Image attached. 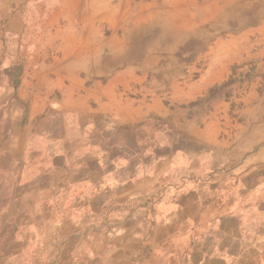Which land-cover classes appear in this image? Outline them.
Segmentation results:
<instances>
[{
	"label": "crops",
	"instance_id": "crops-1",
	"mask_svg": "<svg viewBox=\"0 0 264 264\" xmlns=\"http://www.w3.org/2000/svg\"><path fill=\"white\" fill-rule=\"evenodd\" d=\"M217 21L246 30L151 94L159 44ZM240 43L264 59V0H0V158L25 188L13 202L56 204L16 223L12 264H50L53 238L52 264H264L262 89L204 108L233 85Z\"/></svg>",
	"mask_w": 264,
	"mask_h": 264
},
{
	"label": "rangeland",
	"instance_id": "rangeland-1",
	"mask_svg": "<svg viewBox=\"0 0 264 264\" xmlns=\"http://www.w3.org/2000/svg\"><path fill=\"white\" fill-rule=\"evenodd\" d=\"M246 7L245 2L237 6L234 5L235 10H245ZM238 19L239 20L234 23H244L245 21L244 16H240ZM210 23L211 22H207V27L202 28L200 31H198V28L192 31V35L185 42L170 45L167 43L164 45L159 44L156 70H154L152 76L149 77L150 83L148 82L153 90H151V94H165L174 87L177 88L178 85L194 82L199 77V74L202 73V70L206 69L208 66H206V64L210 62L211 53L218 50V41L224 39V35L231 30L234 32H243L246 30L240 27L232 29L224 28L221 27L219 21H217L216 25L215 23L210 25ZM225 46L226 45H220L219 49ZM257 46L259 45L255 46L254 51H249L246 43L234 45L236 49L243 53L238 62L230 66L231 76L229 81H232L233 85H231V87H223V91L221 89L213 91L210 97L207 98L206 103H204V108L210 109V100L217 94L229 97L234 95L235 92L237 98L240 100H242L244 96L248 98V92L245 90L247 87L254 85L259 86V89L262 90L260 91V98H255L253 100L254 102L250 104L249 109L252 108L254 115L264 116V59H258L254 56ZM150 86H148L149 90ZM244 101L247 103L248 99H244ZM244 106V102H239V104L232 107L229 114L233 117L246 116L247 113L242 111ZM239 124H241V119L238 122V125ZM241 128L242 127H239L238 130L241 131ZM4 143L5 140L3 143H0V148H2L1 145ZM5 167L6 159L0 158V264H12L13 262L11 260L16 258L19 250V244L16 240L21 238V236H17L18 225L16 223H26L28 219H26L24 215H31L30 222L36 217L33 215H53L54 210H56V204L53 198L47 197L52 203H48L43 209H40L41 204L39 196L32 197L29 201L30 203L17 200L13 202L14 196L18 197L21 195L25 188L15 187L12 189V184L17 183L19 172L15 167L14 173H8ZM57 209H60L59 204H57ZM12 221H15V224H13ZM31 238L32 237H30V239ZM55 239L56 238H53L51 241L47 242V252L43 254L46 256L45 261L50 264L54 263L58 255V253L53 250L54 248L51 247V244L55 243ZM29 256H34L35 262L38 259V253L34 254L32 252L29 253Z\"/></svg>",
	"mask_w": 264,
	"mask_h": 264
}]
</instances>
